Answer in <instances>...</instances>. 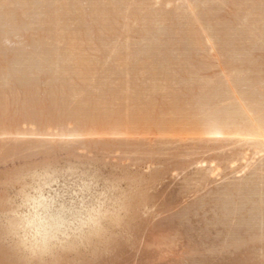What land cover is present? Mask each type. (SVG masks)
<instances>
[{"label": "rangeland", "instance_id": "1", "mask_svg": "<svg viewBox=\"0 0 264 264\" xmlns=\"http://www.w3.org/2000/svg\"><path fill=\"white\" fill-rule=\"evenodd\" d=\"M0 4V19L17 14L14 20L10 17L14 25L9 17H5L9 22L0 21V72L6 75L13 64L20 70L32 68L41 58H54V52L58 58L54 62L58 65L63 57L60 64L65 63L59 67L54 63L53 69L47 64L39 77L13 78L14 85L8 81L6 85L0 73V264H244L247 259L264 264V245L255 241L254 246L252 241L264 236V148L249 151L252 167L244 168L240 161L232 165L241 158L240 137H210L193 125L219 110L230 116L238 109L243 120L253 121L255 104L264 108V0H0ZM31 12L34 16L28 15ZM52 17L58 25H49ZM41 37V42H48L40 43ZM38 45L43 47L35 48ZM37 55L40 59H35ZM49 59L37 66L53 62ZM71 90L77 95H69ZM40 104L48 108L42 111ZM92 119L99 123L91 127ZM198 166L213 171L202 184L197 182ZM162 170L160 182H150ZM22 182L33 187L48 182L45 190L50 195L67 184L71 189L67 200L77 201L76 208L87 202L85 192L91 197L98 192L95 196L101 198L122 194L132 199L128 217L115 227L117 233L107 231L97 245L80 243L78 251L75 247L53 259L47 254L31 257L17 213L29 209L15 199ZM239 186L245 189L243 194ZM139 201L148 207L141 208ZM78 223L68 224L72 228L67 230L68 239L77 234ZM244 242L249 244L242 252L234 247Z\"/></svg>", "mask_w": 264, "mask_h": 264}, {"label": "bare ground", "instance_id": "2", "mask_svg": "<svg viewBox=\"0 0 264 264\" xmlns=\"http://www.w3.org/2000/svg\"><path fill=\"white\" fill-rule=\"evenodd\" d=\"M7 1V0H6ZM27 1V0H26ZM19 2H22V0L20 1L19 0ZM3 3V2H2ZM28 3H31L30 4V6L32 7V2H28ZM4 4V3H3ZM2 4V5H3ZM24 4V3H23ZM33 4H34V2H33ZM1 5V4H0ZM5 5V4H4ZM19 5H21V4H19ZM7 6V5H6ZM28 6H29V4H28ZM10 7V6H9ZM1 8H3V7H1ZM12 8V7H11ZM24 9H27V8H29V7H23ZM22 8V9H23ZM9 9V8H8ZM13 9V8H12ZM34 9H36L35 7H34ZM33 9V10H34ZM1 10H3V9H1ZM37 10V9H36ZM10 11V10H9ZM8 10L6 11V12H9ZM16 11H17V8H16ZM15 11V12H16ZM25 11H28V9L27 10H25ZM15 12H12V13H15ZM33 12H35L36 13V11H33ZM33 12H31V13H33ZM19 13V12H18ZM21 13H23V11H21ZM28 13V12H27ZM4 14H6V13H3V15ZM23 14H25V13H23ZM17 14H14V16H16ZM28 15H33L34 16V13L33 14H28ZM51 15H55V14H52L51 13ZM1 16H2V14H1ZM14 16H10V15H8V17H9V19H10V17H13V20H14ZM59 17H60V15H58ZM57 16V14L55 15V16H53L54 18H59ZM4 16H2L1 18H3ZM6 17V16H5ZM5 17H4V19H0V21H2L3 22V20H6L5 19ZM8 17H6V18H8ZM25 17V16H24ZM53 17L51 18V22L49 21V25L50 24H56V25H58V21L59 20H57L55 23H54V21H53ZM26 18V17H25ZM9 19H7V20H9ZM5 21V22H9V21ZM10 20H12V18L10 19ZM13 20H12V23H10V24H13ZM56 20V19H55ZM2 22H0V23H2ZM9 24V25H10ZM9 25H8V27H9ZM14 25V24H13ZM12 25V26H13ZM53 26V25H52ZM80 27V26H79ZM46 28H49L48 26L46 27ZM54 28V27H53ZM50 29V28H49ZM79 29V28H78ZM80 30H81V28H80ZM47 31V30H46ZM51 31V30H50ZM49 31V32H50ZM53 31V30H52ZM83 31V30H82ZM48 32V33H49ZM87 33V32H86ZM85 33V34H86ZM51 34V33H50ZM53 34V33H52ZM83 34V33H82ZM76 35V34H75ZM78 35H81L80 33L78 34ZM87 35V34H86ZM85 36V35H84ZM46 37H48V36H46ZM56 38V37H55ZM52 39V38H51ZM49 40V39H48ZM41 41H43L42 40V37H41V40H40V43H46V42H48V41H46V42H41ZM45 41V40H44ZM54 41V40H53ZM39 42V41H38ZM37 42V43H38ZM50 42H51V40H50ZM39 43V44H40ZM53 43V42H52ZM59 43V42H58ZM53 44H55V42L53 43ZM37 45V44H36ZM43 45V44H42ZM41 45V46H42ZM46 45V44H45ZM50 45V44H49ZM41 46H35V48H38V47H41ZM48 46V45H47ZM46 46V47H47ZM57 46V45H56ZM43 47V46H42ZM48 47H50V46H48ZM56 47H54V49H55ZM44 49V48H43ZM46 49H48V48H46ZM38 50H40V49H38ZM58 50V49H57ZM56 50V51H57ZM49 51V50H48ZM51 51V50H50ZM153 51V50H152ZM20 52V51H19ZM37 52V51H36ZM39 52V51H38ZM41 52H43L42 50H41ZM52 52V51H51ZM149 52V51H148ZM29 53V52H28ZM35 53V52H34ZM40 53V52H39ZM56 52H54V53H52V54H54L53 56H54V58H52V59H49L50 57H52V56H50V57H47V59H49L50 61L51 60H53V62H49V63H45V65H38L37 66V64H40L41 62V60H42V62H43V60L45 59V62H46V58H44V59H40V57H38V55L37 56H35V59L37 58V59H40L39 61H38V63L36 64L35 62V64H34V67H33V65H32V68L30 67V65L28 64V66L30 67V68H25L24 66V68L26 69V70H24L23 69V67H21L22 69L20 70L19 68H20V66H18L17 64L15 65V64H13V66L15 67H12V68H8V70L6 69L5 71L7 72V74L5 75V73L4 72H0L1 74L2 73H4V74H2V75H4L2 78H1V80H4L5 82H10L12 85H14V82H11V79H13V78H15V79H17L18 78V80L20 79V78H22V77H26V79H28V77L30 76V78H31V76H37V77H39L38 75H40L45 69L44 68H46L45 66H47V64L53 69V68H57V66L60 64V62H61V59L63 58H59L60 60L58 61L59 63H58V65L56 64V58L57 57H55L56 56V54H55ZM17 54H19V53H17ZM22 54H27V53H22ZM42 54V53H41ZM31 55V54H30ZM33 55V54H32ZM48 55V54H47ZM19 56V55H18ZM21 56V55H20ZM26 56H28V55H26ZM25 56V57H26ZM46 55H42V57H45ZM49 56V55H48ZM58 56H60V55H58ZM23 57V56H22ZM61 57V56H60ZM21 58V57H20ZM31 58V57H30ZM34 58V57H33ZM1 59H3V58H1ZM14 59H15V57H14ZM24 59V58H23ZM28 59V58H27ZM34 59V60H35ZM58 59V58H57ZM68 59V58H67ZM66 59V60H67ZM16 60H18V59H16ZM20 61H21V59H19ZM32 60V59H31ZM63 60V59H62ZM37 61V60H36ZM54 61H56V62H54ZM1 62V61H0ZM21 62H24V61H21ZM40 62V63H39ZM27 63V62H26ZM57 65H55V64ZM236 63V62H235ZM234 63V64H235ZM5 63H3L1 66L3 67V65H4ZM10 64H12V63H10ZM42 64V63H41ZM63 64H65V63H62V64H60V65H63ZM67 64V63H66ZM9 65V64H8ZM23 65V64H22ZM27 65V64H26ZM6 66H7V64H6ZM16 66H18V67H16ZM36 66V67H35ZM64 66H66V65H64ZM59 67V66H58ZM61 67V66H60ZM18 68V69H17ZM64 67H62V68H60V69H63ZM68 68V67H67ZM67 68H65V69H67ZM0 69H3V68H0ZM13 69V70H12ZM59 69V70H60ZM65 69H63V70H65ZM19 70V71H18ZM48 70H49V67H48ZM51 71H53V70H51ZM51 71H50V73H51ZM55 71V70H54ZM53 71V73H55ZM57 71V70H56ZM65 71H68V70H65ZM47 72V71H46ZM45 72V73H46ZM49 73V72H48ZM61 73V72H60ZM19 74L21 75V77H19ZM25 74V75H24ZM77 74V73H76ZM23 75V76H22ZM46 75V74H45ZM48 75V74H47ZM53 75V74H52ZM61 76L60 77H63L62 76V73L60 74ZM64 75V74H63ZM54 76V75H53ZM59 76V75H58ZM17 77V78H16ZM50 79H51V77H50ZM58 79V78H57ZM0 80V81H1ZM10 80V81H9ZM21 80H23V79H21ZM21 80L19 81L20 83H21ZM30 81H31V79H30ZM8 82L6 83V85L8 84ZM15 82L17 83V81L15 80ZM33 82V81H32ZM63 82V80L60 82V83H62ZM65 82V81H64ZM1 84L3 83L2 81L0 82ZM19 83V84H20ZM30 84V83H29ZM46 84V83H45ZM50 84V83H49ZM66 84H68V83H66ZM26 85V84H25ZM46 85H48V84H46ZM69 85H71V84H69ZM1 86V88H2V86L3 85H0ZM19 86V85H18ZM74 86V85H73ZM257 86V85H256ZM4 87H6V88H11V87H7V86H4ZM38 87V86H37ZM55 87V86H54ZM59 87V86H58ZM61 87V86H60ZM70 87V86H69ZM76 87V86H75ZM75 87H74V90H75ZM39 88V87H38ZM72 88V87H71ZM70 88V89H71ZM78 87H76V89H77ZM3 89V88H2ZM1 89V90H2ZM28 88H26V90H27ZM60 89H62V92H61V90H60V92H61V94L62 95H64L65 94V92H64V90H63V88H60ZM73 89V88H72ZM11 90V89H10ZM9 90V91H10ZM38 90V89H37ZM74 90H71L70 91V93H69V95H72V94H75L76 93V95H77V92H75L74 93ZM80 90V89H79ZM262 90V89H261ZM67 91H69V90H67ZM84 91V90H83ZM11 92V91H10ZM43 92V91H42ZM52 92V91H51ZM54 92V91H53ZM73 92V93H72ZM262 92V91H261ZM2 93H3V91H2ZM1 93V94H2ZM29 93V92H28ZM38 93V92H37ZM47 93V92H46ZM50 93V92H49ZM83 93V92H82ZM88 93H90L89 92V89H88ZM39 94V93H38ZM52 94H54V93H52ZM57 94H58V92H57ZM57 94L55 93L54 95L57 97ZM67 94V93H66ZM65 94V95H66ZM93 94V93H92ZM259 94V93H258ZM31 95V94H30ZM54 95H52V96H54ZM58 95H60V94H58ZM68 95V96H69ZM87 94H85L84 95V97L86 96ZM262 95V94H261ZM1 96V95H0ZM2 96H4V95H2ZM11 96V95H10ZM54 96V97H55ZM67 96V95H66ZM250 96V95H249ZM16 97V96H15ZM25 97V96H24ZM26 97H28V96H26ZM25 97V98H26ZM35 97V96H34ZM55 97V98H56ZM96 97V96H95ZM100 97V96H99ZM12 98V97H11ZM19 98V97H18ZM31 98V97H30ZM30 98H27L29 101H30ZM40 98V97H39ZM93 98H94V96H93ZM98 98V97H97ZM220 98V97H219ZM20 99V98H19ZM24 99V98H23ZM26 99V101H28ZM42 99V98H41ZM52 99H54V98H52ZM60 99H61V97H60ZM66 99H67V97H66ZM65 99V100H66ZM86 99H88V98H85V100ZM99 100H100V98H98ZM3 100V99H2ZM12 100H13V98H12ZM68 100V99H67ZM67 100H66V102H67ZM70 100V99H69ZM72 100V99H71ZM92 100V99H91ZM99 100H97L96 99V101L98 102ZM0 101H1V99H0ZM96 101H94L93 102V104H95V102ZM102 102H103V100H101ZM19 102V101H18ZM82 102V101H81ZM90 101H88L87 100V105H88V103H89ZM100 102V101H99ZM10 103H12V102H10ZM17 103V102H16ZM23 103V102H22ZM73 103V102H72ZM71 103V104H72ZM91 103V102H90ZM27 104V103H26ZM33 104V103H32ZM57 104H58V101H57ZM57 104H56V106H55V108L57 107ZM63 104V103H62ZM66 104V103H65ZM79 104H80V102H79ZM78 103L77 104H75V105H73L74 107H77V105H79ZM200 104V103H199ZM258 104V103H257ZM257 104H255L256 106H254L253 108H254V111H255V113H256V115H257V118L256 119H254L253 121H247L246 119L245 120H243V118H241L242 117V115H241V112L240 111H238V109L236 110V111H234L233 113H230V116H225V113H223V110H219V113L218 112H216V113H214L213 111H211L212 112V114H206V115H204V117H203V119L201 120V121H195L194 123H193V125L195 126V128H198V129H200L202 132H204V134L203 135H208V136H210L211 137V135H213L214 137H216V136H220V137H223V136H231V134L232 135H236V136H239L240 137V141L238 140V142L239 143H237V144H240L241 143V145H242V150L241 151H239L240 153H238L239 155H240V159H238V158H236L235 160H233L231 163H232V165H235V163H237V162H242V163H244V165H242L244 168H246L247 166H249V165H251V164H249V162H250V159H253V158H248V153H249V151L251 150V149H253V150H255V151H260V152H263V148H264V108L263 109H261V108H259L260 106H258L257 107ZM1 105V104H0ZM4 105H5V101H4V104L2 105L3 107H4ZM21 105H25V104H21ZM54 105V104H53ZM53 105H51L52 106V108H53ZM64 105V104H63ZM69 106H70V104H68ZM67 104L65 105V106H68ZM96 105H98L97 103H96ZM94 106V107H96L97 108V106ZM260 105V104H259ZM7 106H9L8 104H7ZM6 106V107H7ZM13 106V105H12ZM11 106V107H12ZM29 106V104H27V106L26 107H28ZM39 106V105H38ZM62 106V105H61ZM93 106V105H92ZM148 106V105H147ZM177 106V105H176ZM6 107H4V108H6ZM16 107V106H15ZM20 107H22V106H20ZM19 107V108H20ZM63 107V106H62ZM82 106H80V108H81ZM100 106H98V108H99ZM148 107H150V106H148ZM147 107V109H149ZM178 107H180V105L178 106ZM202 107V106H201ZM257 107V108H256ZM45 108L47 109L48 108V106L47 105H41L40 104V110H45ZM59 108V107H58ZM64 108V107H63ZM93 108V107H92ZM95 108V109H96ZM96 109V110H99V109ZM3 109V108H2ZM1 109V110H2ZM90 109V108H89ZM94 109V110H95ZM144 109V108H143ZM243 109V108H242ZM20 110H21V108H20ZM39 110V111H40ZM66 110H67V108H66ZM80 110V109H79ZM85 110V109H84ZM95 110V111H96ZM106 110V108H104V111ZM108 110H110V108L108 109ZM142 110V109H141ZM209 110H211L210 108H209ZM7 111V110H6ZM31 111V110H30ZM34 111V110H33ZM41 111V112H42ZM47 111V110H46ZM73 111V110H72ZM92 111V110H91ZM145 111V110H144ZM144 111H143V113H144ZM148 111V110H147ZM208 111V110H207ZM207 111H206V113H207ZM12 112H13V110H12ZM16 112V111H15ZM40 112V113H41ZM54 112V111H53ZM53 112L51 111L50 113H47V115L49 116L51 113H52V115H53ZM81 112V111H80ZM85 112H86V110H85ZM97 112H99V111H97ZM106 112V111H105ZM138 112V111H137ZM142 112V111H141ZM140 111H139V114L141 113ZM146 112V111H145ZM152 112V111H151ZM177 112V111H176ZM178 112H180V110H178ZM204 112V111H203ZM14 113V112H13ZM18 113H20V112H18ZM22 113V112H21ZM26 113H29V112H26ZM44 113V112H43ZM214 113V114H213ZM245 113V112H244ZM0 114H2V112L0 113ZM30 114V113H29ZM29 114L27 115L28 116V118H29ZM74 114V113H73ZM91 114V113H90ZM106 114H108V112L106 113ZM151 114V113H150ZM179 114H181V112L179 113ZM17 115V114H16ZM15 115V116H16ZM20 116L22 115V114H19ZM31 115V114H30ZM39 115H41V114H39ZM69 115V114H68ZM77 114H75V116H76ZM83 115V114H82ZM104 115V114H103ZM147 115V114H146ZM192 115V114H191ZM200 115V114H199ZM23 116V115H22ZM32 116V115H31ZM47 116V117H48ZM67 116V115H66ZM71 116V115H70ZM84 116H85V114H84ZM89 116V115H88ZM92 116V115H91ZM99 116H101V115H99ZM106 116V115H105ZM193 116V115H192ZM198 116V115H197ZM62 117V116H61ZM60 117V118H61ZM68 117V116H67ZM83 117V116H82ZM92 117H94V116H92ZM91 117V118H92ZM135 117V116H134ZM149 117V116H148ZM188 117V116H187ZM189 117H191V116H189ZM200 117V119H201V116H199ZM11 118V117H10ZM26 119H27V117H25ZM57 118H59V116L57 117ZM56 118V119H57ZM69 118V117H68ZM67 118V119H68ZM89 117H87V120H89L88 119ZM99 118V117H98ZM195 120H197L196 118H198V117H193ZM9 119V118H8ZM7 119V120H8ZM33 119V118H32ZM36 119V118H35ZM66 119V118H65ZM79 119V118H78ZM83 119V118H82ZM104 119V118H103ZM134 119H136V118H134ZM150 119V118H149ZM181 119V118H180ZM42 120V119H41ZM55 120V119H54ZM64 120V119H63ZM71 119H69V121H70ZM84 120V119H83ZM87 120L85 119V121L87 122ZM91 120V119H90ZM97 120V119H96ZM106 120V119H105ZM144 120V119H143ZM142 120V121H143ZM148 119H146V121H147ZM179 120V119H178ZM193 120V119H192ZM11 121V120H10ZM17 121V120H16ZM15 120H14V122H16ZM33 121V120H32ZM51 121V120H50ZM67 121V120H66ZM92 121H95V119H92ZM92 121H89V122H92ZM162 121V120H161ZM194 121V120H193ZM13 122V121H12ZM44 122V121H43ZM47 122V121H46ZM48 122H49V120H48ZM61 122H62V120H61ZM64 122V121H63ZM63 122L62 123H60V122H58L60 125L61 124H63ZM77 122V121H76ZM75 122V123H76ZM83 122V121H82ZM7 123V122H6ZM11 123V122H10ZM21 123V122H20ZM26 123V122H25ZM50 123V122H49ZM47 124V123H44V124H47V126L48 125H50V124ZM57 122L55 123V126L56 127H61L60 125H56V124H58ZM93 123H99L98 121H95V122H92L91 124H92V126L91 127H93V126H95V125H93ZM141 123V122H140ZM139 123V124H140ZM163 123V122H162ZM183 123V122H182ZM8 124V123H7ZM14 124V123H13ZM30 124V123H29ZM52 124H53V122H52ZM85 124V123H84ZM10 125V124H9ZM19 124L17 123V125H16V127L18 126ZM43 125V124H42ZM181 125V124H180ZM5 126V125H4ZM46 126V127H47ZM63 126V125H62ZM189 126H190V124H189ZM191 126H192V124H191ZM8 127V126H7ZM90 127V126H89ZM2 128H3V126H2ZM1 128V129H2ZM14 128V127H13ZM37 128V127H36ZM192 129V128H191ZM194 129V128H193ZM195 130V129H194ZM230 130V131H229ZM198 131V130H197ZM226 131L227 132H229V133H226ZM80 132V131H79ZM81 133H83V132H81ZM200 134H202L201 132H200ZM226 134H230V135H226ZM234 137V136H233ZM240 145V146H241ZM1 146V145H0ZM0 149H2L1 147H0ZM68 151H70V150H68ZM236 153V152H235ZM69 154V153H68ZM234 154V153H233ZM44 155V154H43ZM46 155V154H45ZM234 156V155H233ZM47 157V156H46ZM36 158V157H35ZM48 159V158H47ZM230 159V158H229ZM29 160H31L30 158H29ZM231 160V159H230ZM43 161H44V159H43ZM208 162V161H207ZM196 163V162H195ZM209 163V162H208ZM213 163V162H212ZM197 165V164H196ZM196 167V166H195ZM194 167V168H195ZM203 166H200V168H199V166L197 167L198 168V170L195 172L196 174H198L199 173V175H196V176H199V179L197 180V182L199 181L201 184H202V182L204 181H207V180H209V178H210V176H211V174H212V170L210 169H204V168H202ZM242 167V168H243ZM250 167H252V165L250 166ZM148 168H150V166L148 167ZM207 168V167H206ZM212 168H214V167H212ZM216 168V167H215ZM239 168V167H238ZM151 169V168H150ZM149 169V170H150ZM242 170V169H241ZM165 171V170H164ZM164 171L162 170V171H159V172H155L151 177H150V182H152V183H154V182H157V181H159L160 182V179H162L163 178V176H164ZM166 171H167V169H166ZM199 171V172H198ZM215 171V170H214ZM238 170H236V172H237ZM168 172V171H167ZM175 172V171H174ZM47 174V173H46ZM172 174V173H171ZM192 174V173H191ZM45 175V174H44ZM43 175V176H44ZM51 175V174H50ZM53 175V174H52ZM57 176V175H56ZM214 176V175H213ZM10 177V176H9ZM51 177V176H50ZM53 177H54V175H53ZM34 178H35V176H34ZM52 178V177H51ZM50 178V179H51ZM37 179V178H36ZM39 179H42V177L41 178H39ZM46 179V178H45ZM55 180V179H54ZM57 180V179H56ZM193 180V179H192ZM195 180V179H194ZM36 182V181H35ZM52 182V181H51ZM54 182V181H53ZM149 182V183H150ZM186 182V181H185ZM187 182H188V180H187ZM198 182V183H199ZM23 183V182H22ZM21 183V186L22 185H24V183L22 184ZM37 183V182H36ZM39 183V182H38ZM55 183V182H54ZM53 183V184H54ZM89 183V182H88ZM92 183H94V181L92 182ZM194 183H196V182H194ZM207 183V182H206ZM40 184V183H39ZM111 184V183H110ZM190 184V183H189ZM249 184V183H248ZM49 185V183L48 182H45L44 184H40V185H38L36 188H39L42 192H43V194L45 195V196H48V197H55L56 196V192L54 193V195L52 194V195H50V194H46V190H45V187H49L48 186ZM87 185V184H86ZM94 185V184H93ZM150 185V184H149ZM187 185V184H186ZM205 185V184H204ZM250 185V184H249ZM252 185V184H251ZM250 185V186H251ZM88 186V185H87ZM103 186V185H102ZM118 186V185H117ZM248 186V185H247ZM81 187V186H80ZM93 187V186H92ZM108 187V186H107ZM111 187V186H110ZM113 187V186H112ZM130 187V186H129ZM240 187V189L242 190V188H241V186H239ZM238 187V188H239ZM244 187H246V186H244ZM50 188V187H49ZM54 188V187H53ZM52 188V189H53ZM86 189V188H85ZM90 189H92V188H90ZM94 189V188H93ZM96 189H97V187H96ZM95 189V190H96ZM99 189V188H98ZM104 189V188H103ZM109 189V188H108ZM112 189H115V191H116V189H117V187H114V188H112ZM111 189V190H112ZM246 189H247V187H246ZM84 190V189H83ZM87 190H89V189H87ZM120 190V189H119ZM238 191H239V189H237ZM240 190V191H241ZM243 190H245V189H243ZM243 190H242V194H243ZM252 190H253V188H252ZM252 190H250V191H252ZM100 191V190H99ZM104 191V190H103ZM237 191V192H238ZM239 191V192H240ZM247 191H249V189L247 190ZM247 191H245V192H247ZM52 192V191H51ZM83 192V191H82ZM90 192V191H89ZM95 192V191H94ZM122 192V191H121ZM236 192V193H237ZM238 192V193H239ZM49 193H50V191H49ZM96 193H98V192H96ZM95 193V194H96ZM110 192H108V194H109ZM241 193V192H240ZM239 193V194H240ZM250 192H248V194H249ZM70 194V193H69ZM84 194V193H83ZM85 194H86V192H85ZM95 194H93L94 195V197L93 198H91V199H89L88 198V200H87V202L86 201H81V203L79 204V207L78 208H76L77 209V214H76V216H71V217H65V218H63V219H59V220H57V219H50V220H47L46 222H44V223H42L41 222V220L40 219H38L37 218V215L36 214H33L32 216H31V218L30 219H28V218H26L27 217V214H28V212H29V210L28 211H21V212H18L17 211V213L21 216V218H20V222H22L23 223V226H24V228H22V231H23V233L20 231L19 233L21 234H23L22 235V240H23V243L26 245V249H27V251H28V254H29V256H31V257H36V256H42L43 254H47L50 258H55V257H57L59 254H60V256L61 255H63V251H71L72 249H74L76 246H79V244L80 243H82V244H80V245H83V243H87V246H92V245H94V244H96V243H99V242H101V241H103V238H105V234L107 233V231H109V230H112V229H114L115 230V227L116 226H120L121 224H120V222L124 219V217H128V215H127V213H128V206H129V203L131 204V200L129 199V198H124L125 197V195H118V196H116V195H114V193L112 194V195H110V196H107V197H105V198H101L99 195L97 196H95ZM247 194V193H246ZM247 194V195H248ZM251 194V193H250ZM82 195V194H81ZM107 195V194H106ZM162 195V194H161ZM78 196V195H77ZM84 196H87V195H84ZM159 196H160V194H159ZM246 196V195H245ZM72 197V196H71ZM88 197V196H87ZM149 197V196H148ZM243 197V196H242ZM248 197V196H247ZM85 198V197H84ZM239 198L240 197H238V200H239ZM249 198V197H248ZM74 199V198H73ZM75 199H77V197L75 198ZM165 199V198H164ZM232 199V198H231ZM163 200V199H162ZM244 200V199H243ZM245 200H246V198H245ZM244 200V201H245ZM75 201V200H74ZM134 201V200H133ZM136 201V200H135ZM232 203H234L232 200H230ZM249 201V200H248ZM75 202H77V201H75ZM239 202H243L242 200L241 201H239ZM238 202V203H239ZM69 203V202H68ZM170 203H171V200H170ZM228 203V202H227ZM70 204H71V202H70ZM78 204V203H77ZM138 204V206H141V208H142V206H147L146 205V203H143L142 201H139V203H137ZM137 204H136V206H137ZM231 204V203H230ZM235 205V204H234ZM149 206H150V204H149ZM155 206V205H154ZM225 206V205H224ZM76 207V206H75ZM134 207H135V205H134ZM148 207V206H147ZM140 208V207H139ZM261 208V207H260ZM79 209V210H78ZM134 209V208H133ZM151 208H149V210H150ZM263 209V208H262ZM262 209H260V210H262ZM138 210V208L135 210V211H137ZM144 210V209H143ZM148 210V209H147ZM264 210V209H263ZM132 211V210H131ZM202 211V210H201ZM226 211V210H225ZM228 211H230V210H228ZM140 212H142V211H140ZM227 213H231V212H227ZM262 213H264L263 211H262ZM150 214V213H149ZM185 214V213H184ZM183 214V215H184ZM261 214V213H260ZM89 215H98L99 216V218H100V221H101V225H102V228L104 229V230H102V231H94L93 229H91V228H89V227H87V226H85V224H83L82 222H81V220H83L84 218H87ZM145 215V214H144ZM229 215V214H228ZM262 215V214H261ZM260 215V216H261ZM264 215V214H263ZM135 216V215H134ZM139 216H141V214L139 215ZM139 216H138V218H139ZM186 216V215H185ZM144 217H146V216H144ZM263 217V216H262ZM136 218V217H135ZM137 218V219H138ZM134 219V218H133ZM161 219V218H160ZM165 219V218H164ZM172 220V219H171ZM243 221H244V219H242ZM247 220V219H246ZM73 221H78L79 223H78V227L77 228H75L76 230H77V234L75 235V231H74V229H73V234L75 235L74 236V238H70V239H68V237L67 236H69L68 235V233H67V230H68V228H69V226L70 225H68L69 223H71V222H73ZM240 221V220H239ZM238 221V222H239ZM248 221V220H247ZM123 222V221H122ZM161 222V221H160ZM166 223V222H165ZM169 223H171V222H169ZM169 223H166V225H168ZM247 223H249V222H247ZM73 224V223H72ZM151 224H153V222L151 223ZM150 224V225H151ZM174 224V223H173ZM213 224H215V223H213ZM238 224V223H237ZM250 224V223H249ZM156 225V224H155ZM154 225V226H155ZM260 225V224H259ZM73 226V225H72ZM123 226V225H122ZM125 226V225H124ZM124 226L122 227V228H124ZM137 226V225H136ZM157 226V225H156ZM158 226H159V224H158ZM157 226V227H158ZM165 226V224L163 225V229L165 230V228H167L168 226H171V225H168L167 227H164ZM214 226V225H213ZM240 225L238 224V227H239ZM244 226V225H243ZM247 226V225H246ZM74 227H76V226H74ZM128 227V226H127ZM126 227V228H127ZM130 227V226H129ZM132 227V226H131ZM141 227V226H140ZM161 227V226H160ZM160 227H158V228H160ZM120 228V227H119ZM126 228L124 229V230H126ZM138 228V227H137ZM153 228H155V227H153ZM158 228H156V229H158ZM162 228V227H161ZM160 228V229H161ZM178 228V227H177ZM180 228V227H179ZM241 228V227H240ZM70 229V228H69ZM72 229V228H71ZM70 229V230H71ZM135 229V228H134ZM139 229V228H138ZM159 229V230H160ZM168 229H172V227H169ZM235 229V228H234ZM233 229V230H234ZM122 230V229H121ZM132 230V229H131ZM153 230V229H152ZM162 230V229H161ZM164 230H163V232H164ZM174 230H176L175 228H174ZM200 230V229H199ZM256 230V229H255ZM69 231V230H68ZM116 231V230H115ZM115 231H113V232H115ZM127 231V230H126ZM135 231V230H134ZM155 231V230H154ZM166 231V230H165ZM168 231V230H167ZM209 231V230H208ZM237 231V230H236ZM71 232V231H70ZM69 232V233H70ZM118 231H116V233H117ZM156 232H158V231H156ZM159 232H161V233H163L162 231H159ZM169 232V231H168ZM175 232V231H174ZM173 232V233H174ZM255 232V231H254ZM126 233V232H125ZM125 233H123V235L125 234ZM160 233V234H161ZM165 233H167V232H165ZM240 233V232H239ZM72 234V233H71ZM111 234V233H110ZM115 234V233H114ZM129 234V233H128ZM131 234H133V233H131ZM153 234H155V233H153ZM164 234V233H163ZM246 234V233H245ZM130 235V234H129ZM129 235H127V236H129ZM135 235H137V234H135ZM150 235V234H149ZM252 235V234H251ZM263 235H264V233H263ZM107 236V235H106ZM154 236H157V234L156 235H154ZM165 236H167V235H165ZM232 236V235H231ZM107 237H109V236H107ZM116 237H117V235H116ZM115 237V238H116ZM153 237V236H152ZM238 237V236H237ZM111 238H112V236H111ZM260 238V237H259ZM114 239V238H113ZM117 239V238H116ZM115 239V240H116ZM118 239H120L121 240V238H118ZM129 239V238H128ZM150 239V238H149ZM165 239V238H164ZM248 239V238H247ZM264 236H262L261 237V240H252L253 242H257L258 243V245H260V247L262 246V245H264ZM111 240V239H110ZM120 240H119V242H120ZM143 240V239H142ZM148 240V239H147ZM158 240H160V239H158ZM206 240H208V239H206ZM105 241V240H104ZM107 241H108V238H107ZM111 241H113V240H111ZM125 241V240H124ZM146 241V240H145ZM161 242H162V240H160ZM160 241H156V242H160ZM242 241V240H241ZM116 242V241H115ZM118 242V241H117ZM123 242V241H122ZM141 242V241H140ZM150 242H152V241H150ZM207 242V241H206ZM239 242V241H238ZM237 242V243H238ZM256 242L254 243V246H257V245H255L256 244ZM263 243V244H260V243ZM103 243V242H102ZM105 243V242H104ZM107 243H109V241L107 242ZM121 243V242H120ZM120 243H118V244H120ZM142 243H143V241H142ZM208 243V242H207ZM250 243H251V241H250ZM110 244V243H109ZM118 244H113L114 246L115 245H118ZM124 244V243H123ZM140 244V243H139ZM144 244H146V243H144ZM147 244H149V243H147ZM200 244V243H199ZM248 244L249 243H247V242H244V243H240V244H238V245H235L234 247L237 249V250H241L240 252H242V249H244V248H247L246 246H248ZM252 244V243H251ZM97 245V244H96ZM111 245H112V243H111ZM110 245V246H111ZM157 245V244H156ZM163 245V244H162ZM85 246H86V244H85ZM103 246V245H102ZM105 246H106V244H105ZM108 247H109V245H107ZM119 246V245H118ZM139 246V245H138ZM138 246H137V249H138ZM151 246V245H150ZM192 246V245H191ZM201 246V245H200ZM230 246V245H229ZM80 247V246H79ZM79 247H76V251H78V249L77 248H79ZM94 247V246H93ZM108 247H106V249L108 250ZM142 247H144V246H142ZM157 247H158V245H157ZM202 247V246H201ZM215 247V246H214ZM82 248H84L83 246H82ZM86 248V247H85ZM88 248V247H87ZM92 248V247H91ZM91 248H88L89 250H91ZM102 248V247H101ZM112 248V247H111ZM125 248V247H124ZM135 248V247H134ZM212 248V247H211ZM81 249V248H80ZM87 249V250H88ZM96 249V248H95ZM99 249V248H98ZM104 249H105V247H104ZM110 249V248H109ZM141 248H139L138 250H140ZM158 249V248H157ZM195 249V248H194ZM263 249V248H262ZM94 250V249H93ZM103 250V249H102ZM155 250V249H154ZM213 250V249H212ZM62 251V253H60ZM101 251V250H100ZM137 251V250H136ZM140 251H142V250H140ZM200 251V250H199ZM227 251V250H226ZM244 251V250H243ZM245 251H247V250H245ZM72 252H74V251H72ZM88 252V251H87ZM97 252H99V251H97ZM96 252V253H97ZM104 252V251H103ZM110 252V251H109ZM144 252V251H143ZM146 252V251H145ZM164 252V251H163ZM65 253V252H64ZM91 253H94V252H92L91 251ZM101 253H102V251H101ZM101 253H99V254H101ZM150 253V252H149ZM148 252H147V254H149ZM187 255L189 254L188 253V251L187 252H185ZM192 253H194V252H192ZM213 253V252H212ZM218 253V252H217ZM237 253V252H236ZM70 254V253H69ZM88 254V253H87ZM151 254V253H150ZM156 254V253H155ZM159 254V253H158ZM191 254V253H190ZM244 254V253H243ZM246 254V253H245ZM67 255H68V253H67ZM72 255V254H71ZM88 255H90V254H88ZM94 255V254H93ZM93 255H91V257L93 256ZM145 255V254H144ZM154 255V254H153ZM215 255V254H214ZM262 255V254H261ZM220 256H222V255H220ZM248 256V255H247ZM126 257V256H125ZM94 258H95V256H94ZM127 258V257H126ZM150 258H151V256H150ZM154 258V257H153ZM221 257H219L218 259H220ZM223 258V257H222ZM248 258H249V256H248ZM129 259H130V257H129ZM186 259V258H185ZM90 260V259H89ZM154 260V259H153ZM191 260V259H190ZM197 260V259H196ZM216 260V259H215ZM226 260V259H225ZM123 261V260H122ZM125 261V260H124ZM156 261V260H155ZM189 261V260H188ZM223 261V260H222ZM99 262V261H98ZM116 262V261H115ZM151 262V261H150ZM190 262V261H189ZM192 262H195V261H192ZM192 262H191V264H192ZM200 262H201V260H200ZM211 262V261H210ZM251 262V260L250 259H247V260H245L244 261V264H248V263H250ZM257 262H259V261H257ZM199 263V262H198ZM197 263V264H198ZM184 264H187V263H184ZM188 264H190V263H188ZM195 264H196V262H195ZM230 264V263H229ZM251 264V263H250Z\"/></svg>", "mask_w": 264, "mask_h": 264}, {"label": "snow or ice", "instance_id": "3", "mask_svg": "<svg viewBox=\"0 0 264 264\" xmlns=\"http://www.w3.org/2000/svg\"><path fill=\"white\" fill-rule=\"evenodd\" d=\"M70 191V187L66 184L63 189L56 191L55 197H48L39 188L22 185L15 199L20 201V207L29 209L26 218L30 219L33 214H36L37 218L44 223L50 219L59 220L65 217L76 216L77 209L74 206L76 202L72 201L69 204L67 200ZM86 195L89 199L92 198L90 192L86 193ZM81 222L94 231L104 230L98 215H89L87 218L81 220Z\"/></svg>", "mask_w": 264, "mask_h": 264}]
</instances>
